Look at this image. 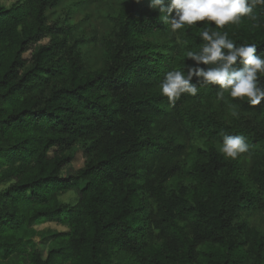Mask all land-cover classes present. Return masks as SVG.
I'll use <instances>...</instances> for the list:
<instances>
[{
	"label": "trees",
	"instance_id": "trees-1",
	"mask_svg": "<svg viewBox=\"0 0 264 264\" xmlns=\"http://www.w3.org/2000/svg\"><path fill=\"white\" fill-rule=\"evenodd\" d=\"M148 3L0 0V264H264V100L159 90L205 29L264 56V5L171 32ZM224 134L248 151L225 158ZM48 221L65 229L30 242Z\"/></svg>",
	"mask_w": 264,
	"mask_h": 264
},
{
	"label": "clouds",
	"instance_id": "clouds-1",
	"mask_svg": "<svg viewBox=\"0 0 264 264\" xmlns=\"http://www.w3.org/2000/svg\"><path fill=\"white\" fill-rule=\"evenodd\" d=\"M257 4L264 5V0H149L148 7L159 12V21L171 32H177L197 22H211L223 29L229 24L240 25L245 17L255 21L253 10ZM199 38L205 43L198 52L186 49L185 58L194 62L187 66V74L171 70L159 83L160 94L167 98L168 104L175 105L185 93L196 96L198 85H218L219 98L227 92L233 99L244 101L246 98L250 106L260 105L264 100V84L260 83V78L264 77V56L256 54L258 44L238 46L228 38L227 31L205 29L199 33ZM232 115L238 113L234 111ZM248 147L244 136L224 134L218 150L225 158L235 160L247 152Z\"/></svg>",
	"mask_w": 264,
	"mask_h": 264
},
{
	"label": "rangeland",
	"instance_id": "rangeland-1",
	"mask_svg": "<svg viewBox=\"0 0 264 264\" xmlns=\"http://www.w3.org/2000/svg\"><path fill=\"white\" fill-rule=\"evenodd\" d=\"M2 1L5 5H9L14 0H2ZM66 8L67 7L61 8V9L64 10ZM58 12H60V11L58 10ZM62 12L63 11H61V13ZM62 14H61V16L64 15V14L63 15ZM91 23L96 24L97 20L92 19ZM82 164H83V156H82L81 151L79 149H77L75 151L74 158H73L70 166L72 169H78L79 167L82 166ZM59 199L62 203L73 204L77 200V194L75 191H68V192L62 194ZM246 218L252 224V226L256 227L257 229L262 231V233L264 234V214H261L258 211L254 212V213L251 212L247 215ZM36 228L37 229L32 232V235L30 237L31 238L30 242H33V243L36 242L37 240H40V237H42L43 235L52 234V233L62 231L65 229V227H63L62 225H59L55 222H50V221L45 222V223L37 226Z\"/></svg>",
	"mask_w": 264,
	"mask_h": 264
}]
</instances>
